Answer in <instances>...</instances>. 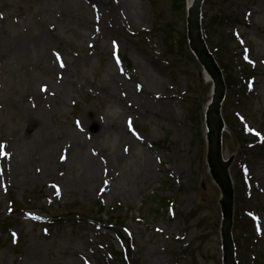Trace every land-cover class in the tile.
Returning <instances> with one entry per match:
<instances>
[{"label":"rangeland","instance_id":"obj_1","mask_svg":"<svg viewBox=\"0 0 264 264\" xmlns=\"http://www.w3.org/2000/svg\"><path fill=\"white\" fill-rule=\"evenodd\" d=\"M185 2L0 0V264H120L130 245L137 264H223ZM202 19L233 83L237 262L264 264V0H206Z\"/></svg>","mask_w":264,"mask_h":264},{"label":"water","instance_id":"obj_2","mask_svg":"<svg viewBox=\"0 0 264 264\" xmlns=\"http://www.w3.org/2000/svg\"><path fill=\"white\" fill-rule=\"evenodd\" d=\"M204 0H194L188 11L187 39L191 52L195 55L213 83L211 101L205 114L208 155L207 162L214 181L219 186L222 199L221 236L223 241L224 264H237L236 250L233 240L234 189L229 174V167L233 161L223 158L222 138L225 121L222 117V103L226 96V85L223 73L214 56L210 53L203 38L201 27V8Z\"/></svg>","mask_w":264,"mask_h":264},{"label":"trees","instance_id":"obj_3","mask_svg":"<svg viewBox=\"0 0 264 264\" xmlns=\"http://www.w3.org/2000/svg\"><path fill=\"white\" fill-rule=\"evenodd\" d=\"M176 0H174V3H175ZM184 1V0H182ZM183 8H184V5H183ZM181 43L183 45H185V47H187V41H186V36H185V33L182 34L181 36ZM219 49H217L218 51ZM186 51H187V48H186ZM223 52V51H222ZM221 56H223L221 54ZM221 56H218V62L219 64L221 65L222 69L224 70V73L226 72V69H225V66H223V62H222V58ZM244 74L247 73V71H243ZM226 74V73H225ZM231 78L226 74V82H227V85L230 84V86L233 84L231 83ZM226 116L225 115V119H226ZM228 121V120H227ZM229 122V121H228ZM167 202V201H166ZM168 205V203H167ZM114 219V216H110L109 215V219L108 221H110V223L112 222V220ZM241 225L244 227V229H246V233H247V239L248 240H252V238L250 236H252L253 232H254V225H253V222H251L250 220H241L240 221ZM236 245H237V242H236ZM238 248V246H237ZM116 255L118 256L119 260L122 262V264H137L136 260L134 259V256L132 255L131 253V250L130 248H128L127 252L126 253H116Z\"/></svg>","mask_w":264,"mask_h":264},{"label":"bare ground","instance_id":"obj_4","mask_svg":"<svg viewBox=\"0 0 264 264\" xmlns=\"http://www.w3.org/2000/svg\"><path fill=\"white\" fill-rule=\"evenodd\" d=\"M192 2H193V0H187V5L190 6L192 4ZM125 9H126L127 16L129 18L136 14L135 13V7L132 4H130V2H128V1L126 2ZM132 18H136V17H132ZM202 77H203L204 82L207 85H211V81L209 79V76L204 71L202 72ZM152 81H153V79H152ZM121 162H122L121 160H117L114 163H108V164L103 163V162L100 164L98 163L93 168L91 177H94L95 175L99 174V168H101V170H102L104 168V166H106L107 168H105L104 170L110 171L111 168H113V167H119ZM28 260L31 262H34L33 264H40V258L38 256L37 252H35L33 249H32V251L29 252Z\"/></svg>","mask_w":264,"mask_h":264}]
</instances>
